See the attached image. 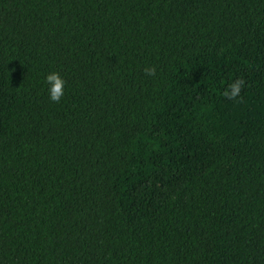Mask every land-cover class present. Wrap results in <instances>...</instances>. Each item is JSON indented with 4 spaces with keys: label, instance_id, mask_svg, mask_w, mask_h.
<instances>
[{
    "label": "trees",
    "instance_id": "16d2710c",
    "mask_svg": "<svg viewBox=\"0 0 264 264\" xmlns=\"http://www.w3.org/2000/svg\"><path fill=\"white\" fill-rule=\"evenodd\" d=\"M0 264H264V0H0Z\"/></svg>",
    "mask_w": 264,
    "mask_h": 264
},
{
    "label": "clouds",
    "instance_id": "9594fccd",
    "mask_svg": "<svg viewBox=\"0 0 264 264\" xmlns=\"http://www.w3.org/2000/svg\"><path fill=\"white\" fill-rule=\"evenodd\" d=\"M144 71L148 75H152L153 68H146ZM44 83L48 98L52 102H59L64 95L65 81L58 72H50L44 76ZM242 88V81L236 80L228 86V90L224 93L225 97L229 100H237Z\"/></svg>",
    "mask_w": 264,
    "mask_h": 264
}]
</instances>
